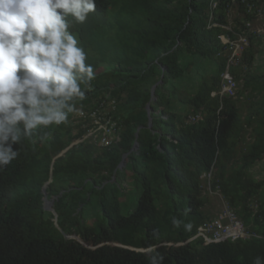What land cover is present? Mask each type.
Here are the masks:
<instances>
[{"label": "trees", "instance_id": "obj_1", "mask_svg": "<svg viewBox=\"0 0 264 264\" xmlns=\"http://www.w3.org/2000/svg\"><path fill=\"white\" fill-rule=\"evenodd\" d=\"M96 2L95 13L72 29L95 72L77 107L88 111L115 100L121 139L109 147L88 139L75 143L86 130L70 114L67 124L40 129L35 143L20 146L18 158L0 172V264H148L156 252L163 264L264 258V176L253 171L264 161V71L253 70L264 35L247 26L257 15L231 0ZM253 3L264 7V0ZM238 33L249 38L231 67L242 87L237 97L221 96L229 52L220 35L234 39ZM203 59H215L217 71L199 84V70L191 72L185 93L175 80ZM248 91L243 114L238 97ZM139 128V147L131 151ZM129 170L137 196L124 212L120 196ZM206 183L255 235L211 243L194 238L218 214L206 208ZM45 197L54 201L52 210ZM94 204L97 214L89 211ZM173 216L190 222L191 231L173 227Z\"/></svg>", "mask_w": 264, "mask_h": 264}, {"label": "clouds", "instance_id": "obj_2", "mask_svg": "<svg viewBox=\"0 0 264 264\" xmlns=\"http://www.w3.org/2000/svg\"><path fill=\"white\" fill-rule=\"evenodd\" d=\"M96 8V0H0V172L21 145L35 143L38 130L67 124L80 111L77 102L86 99L95 72L72 29ZM171 224L192 229L175 216ZM163 260L156 252L148 264Z\"/></svg>", "mask_w": 264, "mask_h": 264}, {"label": "built area", "instance_id": "obj_3", "mask_svg": "<svg viewBox=\"0 0 264 264\" xmlns=\"http://www.w3.org/2000/svg\"><path fill=\"white\" fill-rule=\"evenodd\" d=\"M237 2L247 5L249 10L253 11L257 17L264 15V7L254 5L253 0H231L232 4ZM215 6L216 3L213 4V7ZM229 16H231L230 12ZM247 26L252 27V22H247ZM225 28L232 31L230 27ZM220 39L229 52L226 69L221 75L220 95L235 97L238 90V82L231 73V67L239 62L242 53L249 45V38L246 34L238 33L234 39L226 34L220 35ZM115 105V100H102L88 111L80 109L76 118L83 123L82 127L86 130V133L76 140L75 143L88 139L100 147H109L117 144L121 139V130L118 121L112 114L115 110ZM197 118L196 116L190 117L193 121ZM204 177L210 178L211 173L205 174ZM251 235L255 234L250 233L237 215L227 208L219 212L212 220L200 226L194 238L202 237L205 243H211L225 240L236 241L241 238H248Z\"/></svg>", "mask_w": 264, "mask_h": 264}, {"label": "rangeland", "instance_id": "obj_4", "mask_svg": "<svg viewBox=\"0 0 264 264\" xmlns=\"http://www.w3.org/2000/svg\"><path fill=\"white\" fill-rule=\"evenodd\" d=\"M236 11L238 13V10L236 7H234L231 11H230V15L231 18L235 17ZM252 27L254 29H256L257 31H260V33H262L264 35V15L263 16H258L257 18H255L253 20L252 23ZM200 64H192L190 67V70L187 72V74L180 79L175 80V84H179L180 85V89L182 91H184L185 93H188L189 90L187 89V87H189V80H193L191 77L194 76V72H197L199 70V74L197 73L198 76V81L197 84H199L200 81H202V79H204L205 77L210 76L212 73H214L215 71H217L218 69V62L215 59H203L200 61ZM240 62V60H239ZM198 69V70H197ZM254 71H264V39H263V45L261 47V51L260 53L257 55L256 58V62H255V66H254ZM192 72V73H191ZM191 73V75H190ZM193 75V76H192ZM188 76V77H187ZM193 82V81H192ZM192 82H190V86L193 84ZM187 85V86H186ZM242 87V81H239V86L238 88L240 89ZM238 89V90H239ZM250 92H245V95L243 96H239V105L241 106V110L242 113L245 114L247 112V107H248V100H247V94H249ZM238 94L235 96L237 97ZM75 115H78V113H75ZM248 138L250 139V133L247 135ZM258 167H257V166ZM253 171H254V175L260 179L264 176V161L261 163L256 164ZM261 171H260V170ZM263 169V170H262ZM207 176V175H206ZM127 188L126 191L124 192V195L121 194L120 198H121V202H122V206L124 208V212H128L132 209V204L134 202L135 197L137 196V191H136V186L134 183V180L131 176L130 170L128 171L127 175ZM206 180V179H205ZM205 194L207 195L209 201L206 204V208L207 210H209L211 212V214H217L220 211L227 209L228 205L225 201V199L223 198L222 194L218 191V190H213L210 189L209 184L206 183L205 184ZM259 198H255L253 200V206L255 208H257L258 206V200ZM99 208L96 206V204L93 205L92 208H89L90 212L93 213H98ZM194 239V238H192Z\"/></svg>", "mask_w": 264, "mask_h": 264}, {"label": "water", "instance_id": "obj_5", "mask_svg": "<svg viewBox=\"0 0 264 264\" xmlns=\"http://www.w3.org/2000/svg\"><path fill=\"white\" fill-rule=\"evenodd\" d=\"M160 82H162V80H160ZM157 85H158V83L155 84V85L153 86V88H152V99H154L155 89H156ZM152 111H153V108H152V105H151V102H150V103L148 104L149 126H152V117H151ZM139 130H140V128L138 129V131H137V133H136V140H135V143H134L133 148H132L131 151H134V150L138 149V147H139V143H138V140H137L138 135H139ZM65 151H66V150H64L63 153H64ZM128 154H129V153L125 154V155L123 156V158H122V161H121V163H120V165H119V167H120L121 169H123V168L126 166V164H127V163H126V156H127ZM43 191H44V193H45V195H46L47 193H46V189H45V188L43 189ZM53 203H54L53 200H49L47 197H45V206H46L47 209L52 210V208H53ZM114 244L118 245L117 243H114ZM138 250H142V251H145V252H148V253H149L150 250H151V248H150V249H138Z\"/></svg>", "mask_w": 264, "mask_h": 264}]
</instances>
